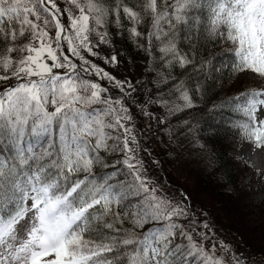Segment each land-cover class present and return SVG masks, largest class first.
<instances>
[{"label":"snow or ice","instance_id":"1","mask_svg":"<svg viewBox=\"0 0 264 264\" xmlns=\"http://www.w3.org/2000/svg\"><path fill=\"white\" fill-rule=\"evenodd\" d=\"M257 197L264 0H0V264H264Z\"/></svg>","mask_w":264,"mask_h":264},{"label":"trees","instance_id":"2","mask_svg":"<svg viewBox=\"0 0 264 264\" xmlns=\"http://www.w3.org/2000/svg\"><path fill=\"white\" fill-rule=\"evenodd\" d=\"M137 63H139V61H137ZM173 178L178 179L180 183L187 182L190 186L199 184L200 190L204 193L205 198L214 206L221 204L223 197L215 185L214 180L204 174L203 170L197 167L195 163L185 169L182 175L174 176ZM225 205L226 207L219 211V213H221L224 218L226 217L227 220L232 218L237 219L239 222L237 224L238 226L240 225V220H242L246 227L255 230L252 240L259 241L261 232L264 231V205L260 203L259 197L254 199L249 206V209L253 212L251 214L242 211L243 204L241 200L233 199L231 202L225 201Z\"/></svg>","mask_w":264,"mask_h":264},{"label":"rangeland","instance_id":"3","mask_svg":"<svg viewBox=\"0 0 264 264\" xmlns=\"http://www.w3.org/2000/svg\"><path fill=\"white\" fill-rule=\"evenodd\" d=\"M201 202H203V203H205V204H210V205H213L207 198H205V196L203 195V197H202V201ZM252 202H253V199H249V198H245L244 200H242V211H244V212H246L247 214H251V213H253L250 209H249V206L252 204ZM214 206V205H213ZM241 211V212H242ZM243 213V212H242ZM216 217H217V221H218V225H222L223 226V229H231V228H235V227H237L238 225V221H237V219H234V218H232V219H229V220H227L226 219V217L224 218L223 216H222V214L221 213H219V212H217V214H216ZM230 218V217H229ZM240 223H244L242 220H240ZM253 242H259V241H253Z\"/></svg>","mask_w":264,"mask_h":264}]
</instances>
